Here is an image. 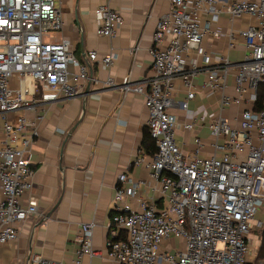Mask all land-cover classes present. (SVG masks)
I'll list each match as a JSON object with an SVG mask.
<instances>
[{"label":"built area","instance_id":"obj_1","mask_svg":"<svg viewBox=\"0 0 264 264\" xmlns=\"http://www.w3.org/2000/svg\"><path fill=\"white\" fill-rule=\"evenodd\" d=\"M97 34L117 35L122 14L108 4L94 9ZM232 24L229 46L242 39V60L220 55L212 61L201 47L207 38L226 34L221 17ZM64 27L56 0H0V245L18 240L19 228L38 214V202L25 195L33 187L30 155L41 109L60 99L77 97L90 68L74 53L72 41L53 35ZM152 73L145 84L124 77L121 98L143 97L148 129L156 146L147 164L150 179L118 176L110 219L108 255L119 264H252L250 235L264 228V103L255 109L264 83V0H170V9L153 36ZM191 52L195 53L188 59ZM87 57L103 67L115 52ZM202 59L206 66H202ZM205 69V91L220 95V113L207 123L214 154L202 156L204 144L185 153L177 142L178 120L172 112L177 78H182L187 111L196 95L194 80ZM17 76L19 87L11 88ZM113 84L112 79L106 81ZM232 87L230 93L229 88ZM247 103L232 124L222 111ZM27 112L35 113L34 120ZM185 128L194 130V122ZM147 192V194H142ZM150 195H149V194ZM264 214V213H263ZM93 225H83L78 261L94 255ZM39 264H63L38 257ZM256 264H264V256Z\"/></svg>","mask_w":264,"mask_h":264},{"label":"crops","instance_id":"obj_2","mask_svg":"<svg viewBox=\"0 0 264 264\" xmlns=\"http://www.w3.org/2000/svg\"><path fill=\"white\" fill-rule=\"evenodd\" d=\"M104 4L123 17L114 37L97 34L94 9ZM56 6L64 27L53 36L72 41L75 55L90 68L89 79L77 97L60 99L41 108L45 116L38 122L30 155L35 169L33 187L25 195V200L32 198L38 202L39 212L20 225L16 242L0 245V264H39L38 257L63 264H119L108 255L107 248L118 176L126 173L135 179H150L147 164L155 154L143 97L130 93L122 99L120 85L127 76L136 84H145L150 77L153 36L158 21L170 9V0H56ZM245 22L253 20L247 18L232 24L227 14L222 15L221 25L226 34L219 39L207 37L201 43L212 61L220 55H228L234 62L243 59L244 41L239 39L230 48L228 33L232 26L244 27ZM92 51L99 57L115 52L118 59L105 68L87 57ZM192 56L194 52L189 55L188 66ZM198 60L206 66L202 59ZM205 78L202 69L194 80L196 95L189 101L187 111L180 104L187 97V88L182 78L175 80L176 103L172 112L178 120L176 139L183 151L194 152L198 137L204 144L201 155L211 156L214 147L207 123L221 111L220 95L202 88ZM108 79L113 84L109 85ZM229 91L232 92L231 86ZM247 107V103L232 106L222 115L234 124L235 117ZM26 114L34 120L35 113ZM189 122L195 123L194 130L185 128ZM87 223L93 225L95 254L84 255L79 263V240ZM251 255L256 257L257 253Z\"/></svg>","mask_w":264,"mask_h":264},{"label":"rangeland","instance_id":"obj_3","mask_svg":"<svg viewBox=\"0 0 264 264\" xmlns=\"http://www.w3.org/2000/svg\"><path fill=\"white\" fill-rule=\"evenodd\" d=\"M10 86L11 88H18L19 87V82H18V79H17V76H13L11 78V81H10ZM260 215H264L263 213H260ZM264 232V228H261V229H258V230H254L252 232V235H253V238L251 240V253L252 254H255L257 253V256H250L249 257V262H252V264H256L258 263L259 260H261L263 258V254L262 255H259V247H260V243H261V240L260 238L262 237V234Z\"/></svg>","mask_w":264,"mask_h":264},{"label":"trees","instance_id":"obj_4","mask_svg":"<svg viewBox=\"0 0 264 264\" xmlns=\"http://www.w3.org/2000/svg\"><path fill=\"white\" fill-rule=\"evenodd\" d=\"M263 103H264V83L261 84L259 87L257 100H256V104H255V109L260 110L263 106ZM148 135H149V133H148ZM152 146L150 145V147H152ZM155 151H156V146H155V149H153L154 153H155ZM262 254L264 256V232L262 234L261 243H260V247H259V255H262Z\"/></svg>","mask_w":264,"mask_h":264},{"label":"water","instance_id":"obj_5","mask_svg":"<svg viewBox=\"0 0 264 264\" xmlns=\"http://www.w3.org/2000/svg\"><path fill=\"white\" fill-rule=\"evenodd\" d=\"M77 124H78V123H77ZM77 124H76L74 127H72V129L70 130L69 134H71V133L75 130Z\"/></svg>","mask_w":264,"mask_h":264}]
</instances>
